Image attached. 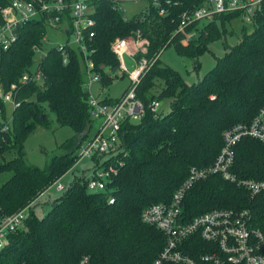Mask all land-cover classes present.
I'll return each instance as SVG.
<instances>
[{"label": "trees", "instance_id": "1", "mask_svg": "<svg viewBox=\"0 0 264 264\" xmlns=\"http://www.w3.org/2000/svg\"><path fill=\"white\" fill-rule=\"evenodd\" d=\"M160 2L167 15L159 16L150 5L147 13L127 21L108 3L96 2L93 60L104 87L114 81L107 79L104 71L119 68L110 47L116 38L140 30L148 41L145 56H158L135 89L145 114L138 122L121 124L116 155L103 159L101 166L121 163L103 191L90 193L86 178L75 177L60 197L50 201L44 216L39 217L33 209L40 194L77 164L76 152L93 130L77 51L72 50L67 63L62 64L61 54L50 49L39 63L42 83L32 82L20 89L22 104L13 112V136L0 149V176L9 175L0 183V216L16 213L32 202L33 207L22 229L12 234L0 251V264H79L84 257L86 264L154 262L166 241L155 226L142 222V212L153 204L170 203L190 169L210 167L216 160L223 132L250 122L264 105V2L252 31L242 25L238 43L193 85L161 62L160 53L172 47L179 57L194 61L197 70L198 58L208 52V44L224 37L226 24L240 20V14L214 15L208 22L176 32L182 12L204 7L208 0ZM9 4L10 0H0V9ZM18 33L17 41L0 53V83L5 89L31 71L36 57L32 48L41 47L45 27L30 22ZM119 97H105L101 102L112 104ZM162 100L168 101L169 112L154 116L148 105ZM45 109L59 127L72 129L74 135L62 145L64 154L51 157L43 169H37L25 163L23 142L37 125L46 126ZM101 158L91 159L95 167ZM234 158L232 172L238 178L264 180L262 142L244 138L236 145ZM181 208L185 222L213 209L249 210L253 226L264 231V193L251 198L247 190L220 175L197 181L184 195ZM193 242L205 245L198 239ZM185 249L194 255L190 247Z\"/></svg>", "mask_w": 264, "mask_h": 264}, {"label": "built area", "instance_id": "2", "mask_svg": "<svg viewBox=\"0 0 264 264\" xmlns=\"http://www.w3.org/2000/svg\"><path fill=\"white\" fill-rule=\"evenodd\" d=\"M130 1L135 0H10L9 5L0 9V53L7 51L17 41L18 30L30 22L42 23L45 30L47 27L52 29L62 39V42L52 43L45 33L41 47L32 48L36 57L31 71L24 73L9 89H5L0 83V149L7 144L8 137L13 136V112L22 104V100L18 98L20 89L32 82L42 83L39 63L47 52L56 49L62 56V64H66L70 52L76 50L82 64L84 87L89 95V113L93 122H96L92 136L81 143L76 162L83 158L102 156L98 166L90 169L86 181L88 192L99 193L104 190L121 163L101 166L103 159L116 155L121 124L129 120L138 122L145 114L144 105L135 95V89L140 76L158 58L155 56L148 59L145 56L148 41L140 30L131 32L125 38H116L110 47L119 68L112 74H106V77L109 80L126 77L128 89L112 104L102 103V98L90 93L91 86L102 79L95 72L93 60L96 53V48L93 47L96 2L108 3L114 10L124 14V7ZM146 1L148 5L140 13H147L151 5L157 9L159 16L167 15L160 0ZM263 2L264 0H208L204 7L182 12L176 32H181L194 23L208 22L214 15L224 13H239L244 24L253 25ZM124 20L127 21L125 18ZM46 43L51 44L48 50L44 49ZM126 59L134 65L131 70L127 68ZM116 72L121 75L118 77ZM159 107L160 103L153 101L148 105V110L157 116L160 114ZM244 138L264 144V105L250 122L237 124L223 132V145L216 160L210 167L190 169L188 178L175 191L170 203L153 204L142 212V222L155 226L166 241L158 258L150 264H264V231L253 226L249 210L213 209L189 222H185L182 216L181 203L184 195L197 181L212 175H220L227 182L247 190L251 198L264 193V180L240 179L232 172L234 149ZM60 180L40 194V197L51 187H55L57 192L64 191ZM109 203L112 204L113 200L110 199ZM32 207L33 202L16 213L0 216V251L6 246L10 236L22 229ZM193 239H198L205 245L196 246L198 242L194 245ZM189 247L194 255L187 253L185 248ZM87 261L84 257L79 264H86Z\"/></svg>", "mask_w": 264, "mask_h": 264}, {"label": "rangeland", "instance_id": "3", "mask_svg": "<svg viewBox=\"0 0 264 264\" xmlns=\"http://www.w3.org/2000/svg\"><path fill=\"white\" fill-rule=\"evenodd\" d=\"M148 5L146 0H135L130 1L124 7V18L130 19L138 13L142 12L144 7ZM242 25H245L241 19L235 20L230 24H226L225 28H227V33L220 40L208 44V52L204 53L198 58L199 67L197 70L194 69V61L190 59H185L179 57L175 54L174 49L168 48L163 50L160 53L159 60L163 62L165 65L169 66L174 71L178 72L181 78L188 85H193V83L198 82L203 78V76L211 70L215 64L216 59L221 58L225 55L227 49L231 46H234L238 43L241 38L242 33ZM247 28V32L252 31L253 27L251 25H245ZM45 33L50 42H62L60 35L55 33L50 28H46ZM51 44L46 43L44 45V49L48 50ZM127 68L131 70L133 68V63L129 61V59L125 60ZM105 74H112L110 71H104ZM118 77L121 75L119 72L115 73ZM128 80L127 79H114L112 85L109 87H104L101 82H96V84L92 85L90 93L93 96H97L98 98H116L127 88ZM168 101L162 100L160 102V107L158 111L161 114H166L169 111ZM44 114L47 115V124L46 126L37 125L32 132L23 142V159L25 163H27L31 167H35L37 169H43L49 159L55 155H62L65 153V149L63 148V144L65 141L71 137H73L74 132L72 129L68 127H59L55 122V117L49 111L45 109ZM93 125L96 122H92ZM95 126H93V130L90 133V137L95 131ZM79 151L77 150L76 154ZM9 157V156H8ZM94 161L91 159L83 158L78 161V163L66 173L65 176L60 180V184L66 188L75 177L77 178H86L90 172V169L94 166ZM9 175L2 174L0 176V183L3 182ZM63 192V191H62ZM62 192H57L55 187H51L47 193H45L42 197L34 205V211L39 217L44 216L48 210L50 209V201L60 197Z\"/></svg>", "mask_w": 264, "mask_h": 264}, {"label": "crops", "instance_id": "4", "mask_svg": "<svg viewBox=\"0 0 264 264\" xmlns=\"http://www.w3.org/2000/svg\"><path fill=\"white\" fill-rule=\"evenodd\" d=\"M59 193V192H58Z\"/></svg>", "mask_w": 264, "mask_h": 264}]
</instances>
